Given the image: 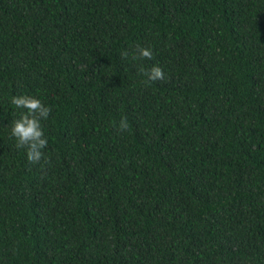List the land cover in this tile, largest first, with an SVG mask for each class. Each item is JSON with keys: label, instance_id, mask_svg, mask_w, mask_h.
Listing matches in <instances>:
<instances>
[{"label": "trees", "instance_id": "16d2710c", "mask_svg": "<svg viewBox=\"0 0 264 264\" xmlns=\"http://www.w3.org/2000/svg\"><path fill=\"white\" fill-rule=\"evenodd\" d=\"M0 264H264V0H0Z\"/></svg>", "mask_w": 264, "mask_h": 264}, {"label": "clouds", "instance_id": "9594fccd", "mask_svg": "<svg viewBox=\"0 0 264 264\" xmlns=\"http://www.w3.org/2000/svg\"><path fill=\"white\" fill-rule=\"evenodd\" d=\"M122 57H131L133 62H138V74L146 77L142 82L145 85L155 83L165 79L163 69L158 64H153L150 68H146L144 61L153 60V51L150 47L136 44L131 53L124 52ZM10 103L17 109H21L18 118L12 120L10 135L15 138L16 148L24 149L25 156L29 163L37 164L47 161L48 157L45 149L48 147V138L45 135L42 121L49 118L52 109L44 104L39 98L20 94L14 95L10 99ZM120 132L128 130L127 117H121L118 124H114ZM43 167V164H41Z\"/></svg>", "mask_w": 264, "mask_h": 264}]
</instances>
